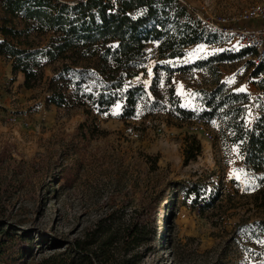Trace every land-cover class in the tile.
Returning <instances> with one entry per match:
<instances>
[{
	"label": "rangeland",
	"instance_id": "1",
	"mask_svg": "<svg viewBox=\"0 0 264 264\" xmlns=\"http://www.w3.org/2000/svg\"><path fill=\"white\" fill-rule=\"evenodd\" d=\"M181 1L204 19L264 4ZM211 1L236 8L210 10ZM206 26L214 42L194 44L182 57L160 59L157 43H148L146 55L130 66L132 75L109 108L95 103L107 85L96 56L74 63L82 70L65 72L61 62L44 65L41 79L30 89L24 87L23 74H12L11 61L0 56V219L16 233L0 264H35L58 256L110 214L122 216L121 226L143 214L148 233L141 246L114 250L115 261L264 264V170L252 172L244 164L239 144L230 138L231 115L182 121L174 114L176 104L203 110L204 92L218 83L224 93L248 96L243 104L224 106L242 105L239 116L245 125L260 114L264 69L254 75L251 52L194 65L245 49ZM135 85L144 90L134 115L122 119L125 90ZM54 92L56 101L64 99L60 105L48 101ZM103 94L105 99L108 91ZM188 134L199 140L201 153L184 164ZM146 156H157V161Z\"/></svg>",
	"mask_w": 264,
	"mask_h": 264
},
{
	"label": "trees",
	"instance_id": "2",
	"mask_svg": "<svg viewBox=\"0 0 264 264\" xmlns=\"http://www.w3.org/2000/svg\"><path fill=\"white\" fill-rule=\"evenodd\" d=\"M214 40V35L207 33L202 18L181 0H0V56L11 61L12 74H23L24 87L30 89L36 85L46 64L61 62L67 72L81 69L74 64L78 60L96 56L100 62L99 72L107 85L105 89L104 86L100 88L102 91L95 103L105 108L118 101V91L132 75L130 66L144 58L148 43H157L158 58L174 59L182 57L194 44L213 43ZM247 52L253 54L250 48L236 53L221 52L194 65L236 59ZM255 65L254 75H259L264 66ZM157 69L156 66V72ZM154 86H157V77ZM260 87L264 92V76ZM223 89V84L218 83L212 90L204 92L203 110L176 104L174 114L182 121H206L222 114L231 115L233 133L230 138L239 144L244 164L252 172L263 171L264 103L254 123L247 126L239 116L242 105L228 109L224 106L228 102L241 101L243 104L248 96L244 92L224 93ZM103 90L108 91L105 99ZM143 90L142 85L125 90L122 119L134 115ZM55 93L48 101L60 105L64 99L60 97L56 101ZM170 93L175 96L173 89ZM184 141L183 162L188 164L200 155L201 145L194 134L186 135ZM147 159L155 163L157 156ZM149 203L144 210L149 208ZM139 215L123 226L118 224L122 216H104L84 240H74L65 252L35 264H129L125 260L115 261L114 250L134 249L148 240L146 219L143 214ZM13 238H16L15 231L0 219V262L7 255Z\"/></svg>",
	"mask_w": 264,
	"mask_h": 264
},
{
	"label": "built area",
	"instance_id": "3",
	"mask_svg": "<svg viewBox=\"0 0 264 264\" xmlns=\"http://www.w3.org/2000/svg\"><path fill=\"white\" fill-rule=\"evenodd\" d=\"M202 10H206L205 6ZM202 20L218 33L233 37L241 47L250 48L254 62L264 66V4L253 3L236 12Z\"/></svg>",
	"mask_w": 264,
	"mask_h": 264
},
{
	"label": "crops",
	"instance_id": "4",
	"mask_svg": "<svg viewBox=\"0 0 264 264\" xmlns=\"http://www.w3.org/2000/svg\"><path fill=\"white\" fill-rule=\"evenodd\" d=\"M230 4L225 7L224 5H222V3H220L219 5H216L213 1H211V2H209V6L208 7H209L210 10L211 9H213V10L215 9L218 12L224 11L225 8H232V9H235L236 8V6L234 4H231V5Z\"/></svg>",
	"mask_w": 264,
	"mask_h": 264
},
{
	"label": "snow or ice",
	"instance_id": "5",
	"mask_svg": "<svg viewBox=\"0 0 264 264\" xmlns=\"http://www.w3.org/2000/svg\"><path fill=\"white\" fill-rule=\"evenodd\" d=\"M241 91H243V89H240Z\"/></svg>",
	"mask_w": 264,
	"mask_h": 264
}]
</instances>
